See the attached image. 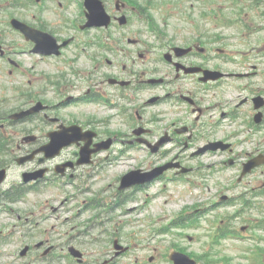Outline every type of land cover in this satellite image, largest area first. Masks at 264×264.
<instances>
[{"label": "flooded vegetation", "instance_id": "flooded-vegetation-1", "mask_svg": "<svg viewBox=\"0 0 264 264\" xmlns=\"http://www.w3.org/2000/svg\"><path fill=\"white\" fill-rule=\"evenodd\" d=\"M113 0H104L106 9L111 14V16L117 20L120 16L125 15L122 13L123 7L127 6L126 3L121 4L120 1L112 5ZM191 7H194L191 4ZM84 13V11H83ZM190 20L189 18H186ZM116 28V27H115ZM114 28H111V30ZM105 35L110 33L111 30L101 29ZM167 31H172V33H179L181 35L182 44L181 47L190 48L189 52L180 53L176 50V46L170 42L163 45L162 48L154 45V43L140 42L137 44L141 48L137 51V62L135 67L131 70L129 74V82L133 83L136 88L135 97H146L147 99L152 97H161L164 99H178L181 101L185 107L192 109L193 112L198 114L203 113V108L199 106L200 101L205 98H212L219 96H226L227 100H233V90L240 91H250L249 85H238L237 88L229 85L228 79L232 78L234 74H239L241 71L238 69L235 73L226 74L225 76L216 77L213 75H206L205 71H217L225 73L223 68L217 62L213 64L211 58L207 52V48L201 42H197L195 39L187 37L184 33L186 31H195L190 28H180L175 30L174 28H168ZM165 30V32H167ZM168 40V39H167ZM245 46V44L240 43L235 45L236 48ZM162 53H157L156 50ZM241 51V50H239ZM132 51H128V55H132ZM169 53L171 58L166 60L164 58L165 54ZM235 58L240 60L241 55L237 53H232ZM136 61V60H135ZM234 59H229L226 62H233ZM243 64V70L246 69L245 65H249L251 62L249 60H244L241 62ZM256 66V65H254ZM242 70V72H243ZM231 73V72H230ZM151 77H160L163 79L162 85L160 87H153L147 84V79ZM241 79L246 78V76L240 77ZM233 89V90H232ZM235 99L238 103L236 108L238 113L242 111L246 115V110H241V106L247 98ZM177 110V107L171 109V111ZM226 115V113H222ZM175 139V135H170V141ZM39 140V137L37 141ZM77 154L76 152L74 153ZM178 157V156H177ZM16 188V187H15Z\"/></svg>", "mask_w": 264, "mask_h": 264}, {"label": "rangeland", "instance_id": "rangeland-1", "mask_svg": "<svg viewBox=\"0 0 264 264\" xmlns=\"http://www.w3.org/2000/svg\"><path fill=\"white\" fill-rule=\"evenodd\" d=\"M195 2H199V0H195ZM5 4H0V13L1 11H3V6ZM36 8V7H34ZM155 15L158 16L159 18H163V14L164 12L161 11V10H155L154 11ZM2 16L0 15V18ZM3 20V19H1ZM1 26V25H0ZM5 26H6V23H5ZM10 38H12L13 36L10 35L8 36ZM133 154L134 155H141L143 157V160L140 161V160H130L129 162L132 163L133 165L135 164H140L142 166H147L149 165L154 159H155V156H152L150 154H147V152L139 149V150H136V151H133ZM18 170H16L15 172H17ZM151 194L154 193V190L152 189L151 191ZM43 198L45 199H48V200H51L53 198L52 194H49L47 196H44ZM157 203L155 202V199L152 198V196H150V203H149V213L151 214V216L153 217L154 215V211L157 210ZM20 213L24 216H27L29 217L30 219L34 218V214L37 215V216H41L42 219L45 220L44 222V226H50L52 224H54L56 222V218L54 216H56L55 213H53L49 207H45V206H40V207H34V206H24L21 210H20ZM54 215V216H53ZM0 220H4V221H8V220H15V217H12L11 215L9 216H1L0 217ZM154 222V221H153ZM155 223V222H154ZM50 229V228H48ZM130 229V228H128ZM191 234H198V235H203L204 233H206V230L205 228H201L199 230H192L190 231ZM136 238L139 239L140 235H143V237H147V234L144 232V233H140L137 232V230H135V234ZM207 241V238L206 237H202L201 239H197L195 240L194 242L192 243H189L188 239H181V238H178V242H182L183 245H186L187 247H189V249L191 250H194L196 252H199V253H202L203 250H206L207 249V246L205 245V242ZM140 242V246L139 247H143L146 251H143L144 255H145V260H146V264L147 263V258L149 256H157L158 258H160L161 256V252L163 251V248L166 246V241L165 239L163 238H156V237H152V238H149L147 239L146 241H143V240H139ZM123 243L126 244L128 243V241L124 238L123 239ZM133 245V243H131ZM257 245V244H238L237 242H232L230 246H227V245H223L219 251H222L224 249H226L228 251V249H231V252L233 253V256L234 257H243L244 254H242V251H244V248L245 247H252L254 248V246ZM260 246H262L264 248V241L261 243V244H258ZM81 248L83 249H86L87 251H92L88 248V246H82L80 245ZM97 255L99 253H96ZM139 255L138 251L136 249L133 248V251L130 252L126 257L123 258V261L126 262H132L133 259ZM250 256V255H248ZM250 257H247V258H244L242 259V262L245 263V264H254L252 263V260L249 259ZM241 262V263H242ZM237 263H240L238 262L237 260H234L233 261V264H237ZM159 264H169L168 262H165V261H162L160 262ZM204 264V262H203ZM217 264H222L220 262H218Z\"/></svg>", "mask_w": 264, "mask_h": 264}]
</instances>
